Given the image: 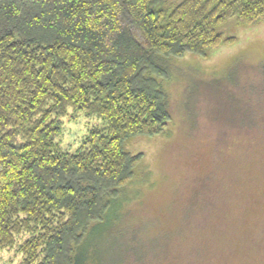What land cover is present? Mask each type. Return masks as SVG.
<instances>
[{
  "label": "trees",
  "instance_id": "obj_1",
  "mask_svg": "<svg viewBox=\"0 0 264 264\" xmlns=\"http://www.w3.org/2000/svg\"><path fill=\"white\" fill-rule=\"evenodd\" d=\"M230 18L264 19V0H0V249L21 264H85L81 248L171 114L153 57L207 56ZM69 107L103 118L72 152ZM81 252V254H80Z\"/></svg>",
  "mask_w": 264,
  "mask_h": 264
},
{
  "label": "rangeland",
  "instance_id": "obj_2",
  "mask_svg": "<svg viewBox=\"0 0 264 264\" xmlns=\"http://www.w3.org/2000/svg\"><path fill=\"white\" fill-rule=\"evenodd\" d=\"M219 30L234 43L153 57L171 120L128 144L143 159L84 238L85 264H264V19ZM62 120L57 140L72 152L106 125L74 107ZM28 236L0 249V264H21Z\"/></svg>",
  "mask_w": 264,
  "mask_h": 264
}]
</instances>
